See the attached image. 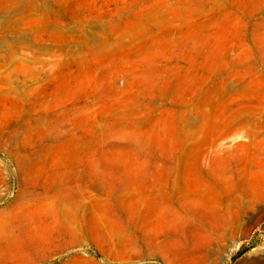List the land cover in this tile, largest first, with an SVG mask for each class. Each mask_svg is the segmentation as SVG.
Returning a JSON list of instances; mask_svg holds the SVG:
<instances>
[{
  "label": "rangeland",
  "instance_id": "rangeland-1",
  "mask_svg": "<svg viewBox=\"0 0 264 264\" xmlns=\"http://www.w3.org/2000/svg\"><path fill=\"white\" fill-rule=\"evenodd\" d=\"M262 49L264 0H0V210L88 190L39 202L62 251L0 226V264L264 258V157L229 121Z\"/></svg>",
  "mask_w": 264,
  "mask_h": 264
},
{
  "label": "bare ground",
  "instance_id": "bare-ground-1",
  "mask_svg": "<svg viewBox=\"0 0 264 264\" xmlns=\"http://www.w3.org/2000/svg\"><path fill=\"white\" fill-rule=\"evenodd\" d=\"M257 62L261 66H263V71H264V49H262V52L259 55V59L257 60ZM245 94H246L245 95L246 106L244 108L243 114L241 116H234V114H231L229 116L230 119L229 121L231 123L236 122V124L239 125L240 128H242V133L240 134V138L246 139L245 142H239L236 146L244 145L249 149L255 148L254 150H256V148L257 149L259 148L264 157V93L256 98L254 97L252 98V96L248 91H246ZM249 156L250 154L247 155V158ZM87 191L88 190L83 189V192H80V194L78 193L75 194L71 190V188L67 186L59 187L54 190L45 189V188L26 189L24 187L20 189L19 193L16 195V198L14 199V202L11 205L0 210V226L7 225V227H9L10 229H18L19 234L22 233L23 230L32 228L34 232L32 233L31 238L33 240L36 239L35 241L38 244H44L43 236L45 235L46 237L45 243L48 244L47 246L49 252L62 251L63 248L66 247L65 245L67 244L65 240L67 236L66 232L62 228L53 225L51 222L47 220H43L46 218V216L42 214L43 213L41 212L43 210V208H41L42 203L39 202H42L45 199L51 197H56L58 200L65 201L67 203H74L76 202L77 199H83ZM29 206H33L35 209L33 208V210L30 212L28 211ZM30 216L34 217L35 219L34 222H30L29 219ZM211 218L217 223H219V225L223 224V218L221 217L218 211L211 212ZM43 226L47 227L45 234L41 233ZM19 237L22 239L23 236L19 235ZM25 243H27V241L23 240V244ZM221 247L223 246H219L218 248L220 249ZM171 248L172 245L170 244V242L166 241L163 244V249L165 253H169V251H171ZM40 253L42 252H39L38 250L33 251L32 252L33 259L34 257L37 256L39 257ZM166 257H168V255H166ZM167 260L168 258H166L167 264H172L171 261L169 260L167 261ZM33 261L35 262V260ZM253 263L264 264V258H261L260 256L259 259H255ZM33 264H37V263H33Z\"/></svg>",
  "mask_w": 264,
  "mask_h": 264
}]
</instances>
